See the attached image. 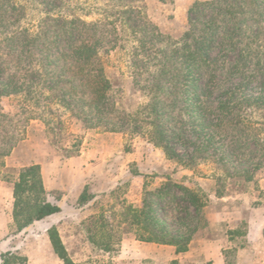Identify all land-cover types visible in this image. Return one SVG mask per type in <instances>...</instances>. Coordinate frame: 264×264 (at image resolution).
<instances>
[{"label": "trees", "instance_id": "trees-1", "mask_svg": "<svg viewBox=\"0 0 264 264\" xmlns=\"http://www.w3.org/2000/svg\"><path fill=\"white\" fill-rule=\"evenodd\" d=\"M35 1L49 21L40 23V31L30 32L21 24L25 7L14 0H0V100L21 98L25 114L23 122L38 119L53 138L63 129L62 113L70 114L88 130H119L115 122L122 117L111 95L110 80L99 60L105 27L77 18L67 20L54 16L57 3L62 0ZM111 1L129 3L140 0ZM124 13L131 17L134 12L130 9ZM263 13L259 0L195 2L188 10L187 31L178 42L170 44L158 55L153 71L145 72L141 87L149 97L148 103L133 115L125 116L128 117L127 123L134 130L147 127L144 133L148 140L161 148L169 160L183 167H189L191 162L180 156L173 145L188 140L181 131L176 134L167 129L166 118L169 110L174 108L186 118L184 126L187 125L205 143L203 148L214 152L222 149L223 141L230 133L239 132L254 144L255 152L262 157ZM248 20L255 27L254 31L244 26ZM135 28V25L131 26L133 32L137 30ZM138 42V48L147 53L145 44ZM217 49L220 55L214 56ZM137 51L134 52L136 56ZM230 53L236 55V61L229 73L241 81L223 90L212 108L215 71L225 67V57ZM147 56L150 57L144 54ZM257 114L259 118H256ZM122 116L126 121L123 112ZM8 123L11 118L0 111V167L6 170L9 169L5 168L3 159L10 155L13 147L10 146ZM75 147L72 145L73 149ZM77 152L71 154L68 151L66 157H74ZM248 159L253 160L254 156L250 154ZM262 165L260 162L251 164L250 170H243L237 176L242 177L244 183L255 185L254 172ZM12 172L15 175L5 174L2 181L11 187V216L16 232L60 213V208L47 200L39 165L21 167ZM110 194L113 196L115 191ZM223 194L217 188L214 191L217 198H222ZM59 198L60 195L56 194V199ZM93 198L94 195L83 189L77 204L85 205ZM176 198L188 205L182 212L184 216H177L173 206L169 205ZM207 204L208 195L201 188L191 189L168 179L161 186L146 190L140 207L120 202L117 210L115 203L108 208H99L82 219L79 228L92 249L102 254H115L128 234H133L138 242L172 246L176 254H183L188 251L191 241L198 239V232L207 228L203 213ZM48 236L56 256L64 264H73L54 227L48 230ZM229 252L234 253L233 250ZM1 261V264H26L24 257L11 253L2 254Z\"/></svg>", "mask_w": 264, "mask_h": 264}, {"label": "rangeland", "instance_id": "rangeland-1", "mask_svg": "<svg viewBox=\"0 0 264 264\" xmlns=\"http://www.w3.org/2000/svg\"><path fill=\"white\" fill-rule=\"evenodd\" d=\"M205 1L210 0H140L129 3L111 0L58 1L54 16L58 15L67 20L77 18L105 27L99 60L110 80L111 95L120 117L123 118V112L126 121L122 118L116 121L115 125L120 129L115 132L101 128L88 130L70 114L62 113L63 129L53 138L38 119L23 122L25 114L22 111L21 98L1 99L0 111L11 118L8 128L11 136L10 146L13 147L10 155L3 159L4 164L5 160H8L10 167L9 170L0 167V181L5 174L15 175L12 170L18 169L19 165L38 162L40 167L52 165L61 168L68 161L63 178L68 181L69 189L73 192L87 189L90 194L98 196L94 205L96 208H90L87 215L99 208H108L114 203L117 210L120 202L138 208L146 190H153L169 179L173 183L191 189L199 187L206 192L208 204L204 208V216L218 211V207L236 208L232 204L239 203V200L234 201V198L250 194L255 203L254 208L257 209L254 219L259 218L264 207V154L260 157L261 155L255 152L254 144L244 139L239 132L230 133L223 141L224 148L210 151L203 148L205 143L201 138H197L187 125L184 126L186 118L178 114L177 108L169 110L166 118L169 124L168 132L178 134L181 131V135L188 140L173 143L176 152L191 162L189 167H183L169 160L161 148L148 140V135L144 133L147 127L134 130L133 126L127 123L128 117H125L133 115L148 103L149 97L141 87L145 72L153 71L158 55L165 52L170 44L178 42L181 35L187 31L189 8L195 2ZM14 2L25 7L21 24L30 32L40 31V23L49 21V17L35 0ZM259 2L264 12V0ZM130 9L134 12L131 17L124 13ZM132 25L137 29L135 32L131 29ZM244 26L255 30L250 20ZM139 40L145 44L147 53L138 48ZM64 46L62 42V48ZM136 50H139L137 56L134 55ZM144 54L150 57H144ZM219 55L220 51L217 49L214 56ZM225 61V67L215 71L210 101L212 108L216 106V99L223 90L232 88L241 81L229 73V68L236 61V55L227 54ZM259 117L257 114L256 118ZM25 142H28V147L20 159H17L20 150L11 157L13 149L20 148L18 146ZM72 145L76 147L73 149ZM216 146L219 148L218 143ZM68 151L71 154L78 152L76 156L68 158ZM250 154L254 156L253 160L248 159ZM78 157H81V161L75 160ZM259 162L263 165L254 172L255 185L244 183L242 177L237 176L250 168L251 164ZM216 188L224 193L222 198L214 196ZM113 190L115 194L111 196ZM241 190L245 192L240 193ZM169 205L173 206L177 216H184L182 212L188 206L184 200L177 198L170 201ZM77 221L78 219H73V222ZM60 230L75 264H113V254H102L92 249L85 239V234L76 225L71 224L70 227H62ZM207 233L202 229L197 238H208ZM130 239H134L133 234L123 237V240Z\"/></svg>", "mask_w": 264, "mask_h": 264}, {"label": "crops", "instance_id": "crops-1", "mask_svg": "<svg viewBox=\"0 0 264 264\" xmlns=\"http://www.w3.org/2000/svg\"><path fill=\"white\" fill-rule=\"evenodd\" d=\"M26 143L13 149L11 157L20 150L17 155L20 159L28 147ZM75 160L81 161V157ZM68 163L65 162L61 168L52 165L40 167L47 200L58 206L60 213L35 221L20 232H16L12 221L11 187L0 181V264L5 253L24 257L26 264H64L54 253L49 240L48 230L52 227L65 245L68 258L75 264L60 229L71 224L79 227L81 220L89 215L90 208H96L94 205L98 196L91 193L94 198L90 202L82 206L77 204L83 189L76 192L69 189L68 181L63 178ZM33 164L39 165L34 162L18 167ZM4 165L5 168L10 167L8 160ZM56 194L60 195L59 200ZM235 199L239 200V203L232 204L236 208L218 207V211L205 214L208 238L193 239L186 253L176 254L172 246L138 242L134 238L121 242L118 251L111 257L113 264H264V207L262 215L254 219L257 209L252 196L241 195ZM75 218L78 219L76 223L73 222Z\"/></svg>", "mask_w": 264, "mask_h": 264}]
</instances>
